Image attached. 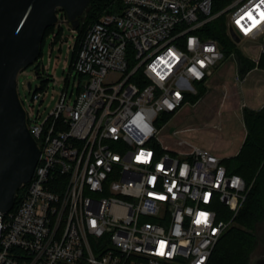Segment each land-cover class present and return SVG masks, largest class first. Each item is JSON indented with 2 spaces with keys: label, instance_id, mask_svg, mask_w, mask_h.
I'll use <instances>...</instances> for the list:
<instances>
[{
  "label": "built area",
  "instance_id": "2783aa9c",
  "mask_svg": "<svg viewBox=\"0 0 264 264\" xmlns=\"http://www.w3.org/2000/svg\"><path fill=\"white\" fill-rule=\"evenodd\" d=\"M224 13L231 37L264 42V0H123L80 41L72 105L63 91L40 121L21 100L40 157L0 212V264H208L251 184L210 150L163 145L158 120L224 58L203 31Z\"/></svg>",
  "mask_w": 264,
  "mask_h": 264
},
{
  "label": "rangeland",
  "instance_id": "374dc122",
  "mask_svg": "<svg viewBox=\"0 0 264 264\" xmlns=\"http://www.w3.org/2000/svg\"><path fill=\"white\" fill-rule=\"evenodd\" d=\"M84 14L85 19L88 12ZM224 14L227 20L228 16ZM58 15L60 21L47 34L38 59L23 68L17 78L20 99L25 107L34 106L36 112L40 113V121L56 106L63 91L68 92L66 103L72 105L79 90L77 84L82 86L88 79L78 73L69 77L78 31L62 18V11H58ZM226 31L231 42L243 55L254 60L262 56V39H243L237 42L228 32V27ZM235 57L233 54L226 56L214 67L212 79L206 83L209 90L202 98L194 102L197 93H192L179 111L171 115H160L158 125L161 127L160 139L163 145L175 150L200 147L221 158L233 156L240 151L247 134L243 120L244 107L259 110L264 106V69H252L242 78ZM251 72H254L249 79L252 84L248 86L249 82L245 83V78ZM29 83L32 88H29ZM196 87L198 89L199 85L196 84ZM35 91L42 94L36 103L32 99ZM180 140L187 144H179ZM218 209L226 214L223 208ZM256 253L264 254L260 247L253 254Z\"/></svg>",
  "mask_w": 264,
  "mask_h": 264
},
{
  "label": "water",
  "instance_id": "95a60500",
  "mask_svg": "<svg viewBox=\"0 0 264 264\" xmlns=\"http://www.w3.org/2000/svg\"><path fill=\"white\" fill-rule=\"evenodd\" d=\"M90 2L0 0V212L13 208L18 189L30 181L40 157L19 97L18 74L38 59L46 29L59 21L58 10L76 27ZM232 37L240 41L233 31ZM250 264H264V254H252Z\"/></svg>",
  "mask_w": 264,
  "mask_h": 264
},
{
  "label": "trees",
  "instance_id": "16d2710c",
  "mask_svg": "<svg viewBox=\"0 0 264 264\" xmlns=\"http://www.w3.org/2000/svg\"><path fill=\"white\" fill-rule=\"evenodd\" d=\"M231 0H213V12L223 9ZM123 7V0H91L86 13L79 17V24L74 27L78 31L76 37L73 62L76 57L80 41L86 35L88 28L99 20L105 12H119ZM64 16L66 12L63 9ZM225 14H221L211 20L203 28L204 34L216 39L222 48L224 57L237 54V68L242 78L258 67L264 69V51L258 60L243 55L240 50L231 42L227 35V20ZM54 29V25L46 29L44 40L47 34ZM59 33L56 34L58 38ZM72 62V63H73ZM72 66V65H71ZM208 91V87L201 82L197 89V98H202ZM189 100L188 97L186 99ZM174 113H165L171 115ZM244 124L247 134L240 151L230 157L222 158L229 172L238 173L251 184L247 198L235 217L236 224H232L221 237L216 245L208 264H250L251 255L259 247L264 253V106L259 109L244 107ZM165 117V116H164ZM27 185L18 189L15 198V207L20 203L26 193ZM14 207V208H15ZM232 214L227 213L230 218Z\"/></svg>",
  "mask_w": 264,
  "mask_h": 264
},
{
  "label": "crops",
  "instance_id": "0c3cea01",
  "mask_svg": "<svg viewBox=\"0 0 264 264\" xmlns=\"http://www.w3.org/2000/svg\"><path fill=\"white\" fill-rule=\"evenodd\" d=\"M258 69V67L256 68V69H253V70H257ZM252 70V71H253ZM213 73H214V69H213ZM213 73L210 75V76H208L207 77V79L205 80V81H203V84H205L207 87L209 86V85H207L208 83H207V81H210L211 79H212V77L211 76H213ZM254 72H251V73H249L248 75H247V77L245 78V83H247L248 84V82H249V84H248V86L249 85H251L252 84V82L251 81H249V79H250V74H253ZM261 75H262V73H260ZM252 76V75H251ZM211 77V78H210ZM257 79H258V77H257ZM261 79V78H260ZM201 82H199V83H197L198 85L200 84ZM207 83V84H206ZM253 85H254V83H253ZM209 90V89H208Z\"/></svg>",
  "mask_w": 264,
  "mask_h": 264
}]
</instances>
